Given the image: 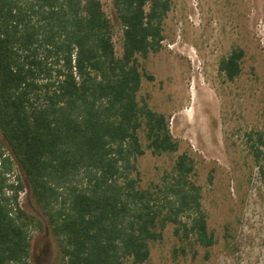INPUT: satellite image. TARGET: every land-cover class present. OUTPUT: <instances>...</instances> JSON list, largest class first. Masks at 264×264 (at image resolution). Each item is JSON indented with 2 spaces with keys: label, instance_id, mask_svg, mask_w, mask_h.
<instances>
[{
  "label": "trees",
  "instance_id": "trees-1",
  "mask_svg": "<svg viewBox=\"0 0 264 264\" xmlns=\"http://www.w3.org/2000/svg\"><path fill=\"white\" fill-rule=\"evenodd\" d=\"M172 2L111 0L118 54L102 0H0V264H31L35 229L53 239L56 264H148L168 224L185 244L213 246L193 158L178 155L153 190L136 168L146 151L178 150L168 118L138 97L153 80L140 58L161 50ZM243 58L233 48L218 72L233 82ZM245 137L259 164L264 135ZM24 188L43 221L17 206Z\"/></svg>",
  "mask_w": 264,
  "mask_h": 264
},
{
  "label": "rangeland",
  "instance_id": "rangeland-1",
  "mask_svg": "<svg viewBox=\"0 0 264 264\" xmlns=\"http://www.w3.org/2000/svg\"><path fill=\"white\" fill-rule=\"evenodd\" d=\"M102 3L119 54L111 0ZM163 35L161 50L140 58L153 80L142 79L138 97L168 118L178 150L139 156V184L153 190L165 174L172 175L178 155L193 158L195 173L189 180L199 187L215 242L208 249L185 244L168 224L162 240L151 245L148 264H264V180L258 168L264 169V147L256 164L245 137L249 131L264 135V0H173ZM237 47L244 51L242 71L229 82L218 63ZM140 138L145 143L143 133ZM23 209L43 221L27 196ZM30 260L56 264L55 243L47 231L33 230Z\"/></svg>",
  "mask_w": 264,
  "mask_h": 264
},
{
  "label": "built area",
  "instance_id": "built-area-1",
  "mask_svg": "<svg viewBox=\"0 0 264 264\" xmlns=\"http://www.w3.org/2000/svg\"><path fill=\"white\" fill-rule=\"evenodd\" d=\"M4 150V149H2ZM3 157L8 155L7 151H2ZM0 167H1V157H0ZM20 175L19 170L16 166H14L13 170L6 174V177L8 178V182L13 185H17L18 183V176ZM12 192L7 190V195H10ZM27 196V189L24 188L23 190H20L17 192V206L19 208H23L24 199ZM33 232V231H32Z\"/></svg>",
  "mask_w": 264,
  "mask_h": 264
},
{
  "label": "bare ground",
  "instance_id": "bare-ground-1",
  "mask_svg": "<svg viewBox=\"0 0 264 264\" xmlns=\"http://www.w3.org/2000/svg\"><path fill=\"white\" fill-rule=\"evenodd\" d=\"M195 103H196V101H194V104H195ZM194 104H193V105H194Z\"/></svg>",
  "mask_w": 264,
  "mask_h": 264
}]
</instances>
